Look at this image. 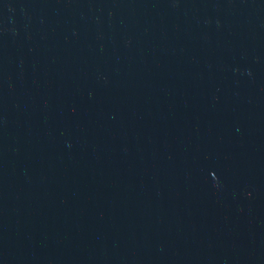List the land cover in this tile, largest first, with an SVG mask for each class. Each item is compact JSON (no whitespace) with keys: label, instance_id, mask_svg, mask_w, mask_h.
<instances>
[{"label":"water","instance_id":"1","mask_svg":"<svg viewBox=\"0 0 264 264\" xmlns=\"http://www.w3.org/2000/svg\"><path fill=\"white\" fill-rule=\"evenodd\" d=\"M0 264H264V0H0Z\"/></svg>","mask_w":264,"mask_h":264}]
</instances>
